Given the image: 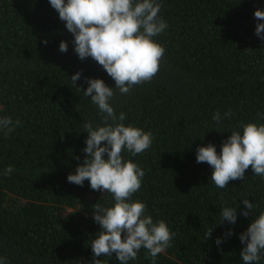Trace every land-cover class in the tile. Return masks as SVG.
<instances>
[{
	"label": "trees",
	"instance_id": "obj_1",
	"mask_svg": "<svg viewBox=\"0 0 264 264\" xmlns=\"http://www.w3.org/2000/svg\"><path fill=\"white\" fill-rule=\"evenodd\" d=\"M157 2L168 25L153 38L166 50L160 70L127 95L115 89L110 101L117 115L125 113V126L154 137L142 154L122 152L145 172L132 201L176 234L155 264H243L239 235L264 213V178L249 167L244 180L220 189L213 169L196 162V149L211 143L219 155L232 131L264 124V40L255 35L264 21L254 18L264 0ZM73 39L49 0H0V118L21 121L7 136L0 131V256L8 264H92L91 243L101 230L94 205L115 203L87 180L83 186L67 181L86 158L84 123L103 126L98 106L83 95L85 78L115 88L91 57L78 58ZM61 41L68 44L63 53ZM77 72L75 86L70 78ZM228 110L232 116L213 120ZM9 166L14 171L5 176ZM242 199L255 206L249 217L241 215ZM225 207L236 208L234 225L221 222ZM97 259L119 264L115 254ZM128 264L153 261L141 248Z\"/></svg>",
	"mask_w": 264,
	"mask_h": 264
},
{
	"label": "clouds",
	"instance_id": "obj_2",
	"mask_svg": "<svg viewBox=\"0 0 264 264\" xmlns=\"http://www.w3.org/2000/svg\"><path fill=\"white\" fill-rule=\"evenodd\" d=\"M49 4L73 36L78 58L83 61L91 57L115 82L112 88L101 79L85 78L88 87L83 95L98 106L103 126L94 128L90 122L84 123V132L88 134L83 149L86 158L76 167L75 174L67 176L69 183L78 186L89 181L93 191L110 193L115 202L112 207L94 205L93 220L101 230L91 243L92 264H102L97 258L114 254L119 264H128L137 258L141 248L147 250L155 264L158 254L171 247L176 234L162 220L153 223L152 217L145 215L144 203L132 201L133 194L141 188L145 172L122 156L125 150L132 156L142 154L151 147L154 137L150 131L125 126V113L117 115L110 101L115 89L127 95L133 86L150 82L159 72L166 50L153 38L168 27L159 16L162 5L157 0H49ZM254 18L264 21V11L256 10ZM255 35L264 40V23H257ZM67 48V42L61 41L59 51L66 52ZM81 76L77 72L70 80L76 86ZM230 116L231 110L223 117L217 111L213 120L220 123ZM19 126V119L13 122L10 117L0 118V131L5 136ZM242 128V134L234 130L223 141L219 155L211 143L196 149V162L207 163L213 169L211 180L220 189L226 188L229 181L244 180L249 167L254 175L264 178V124L248 123ZM13 171L9 166L4 175L10 176ZM241 202L245 209L241 215L249 217L255 206L248 199ZM221 217V222L234 225L236 208H223ZM211 234L212 230L206 232L204 240ZM231 235V230L225 233V237ZM239 240L245 245L240 253L243 264H258L264 251V213L250 223ZM221 242L220 238L215 240L217 245ZM0 264H8L7 258L0 256Z\"/></svg>",
	"mask_w": 264,
	"mask_h": 264
}]
</instances>
